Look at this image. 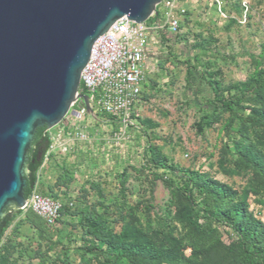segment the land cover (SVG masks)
Here are the masks:
<instances>
[{"label": "rangeland", "instance_id": "obj_1", "mask_svg": "<svg viewBox=\"0 0 264 264\" xmlns=\"http://www.w3.org/2000/svg\"><path fill=\"white\" fill-rule=\"evenodd\" d=\"M178 2L176 45L155 75L145 74L127 123L68 114L48 131L54 149L37 191L57 196L64 212L47 225L22 211L0 239V264H132L125 255L142 259L147 250L168 251L177 264H242L222 230L207 240L191 236L180 216L188 209L183 178L163 167L222 187V209L242 210L264 247V125L243 123L237 132L200 78L236 96L244 118L264 117V89L259 98L245 90L264 72V0Z\"/></svg>", "mask_w": 264, "mask_h": 264}, {"label": "water", "instance_id": "obj_2", "mask_svg": "<svg viewBox=\"0 0 264 264\" xmlns=\"http://www.w3.org/2000/svg\"><path fill=\"white\" fill-rule=\"evenodd\" d=\"M162 0H0V218L25 206L35 132L61 124L81 100L80 74L94 42L116 21L145 23Z\"/></svg>", "mask_w": 264, "mask_h": 264}, {"label": "trees", "instance_id": "obj_3", "mask_svg": "<svg viewBox=\"0 0 264 264\" xmlns=\"http://www.w3.org/2000/svg\"><path fill=\"white\" fill-rule=\"evenodd\" d=\"M152 21H162V14L159 11V6L156 8L155 15L152 18H149L147 23ZM173 36L176 40L177 35ZM191 75L192 73L189 74V78ZM200 78L211 92V102L213 103L211 106L214 109L222 110L228 113L230 123H236L237 125V132L240 134L242 133L243 123L264 125V117L262 115L251 113L244 118V110L239 105V99L236 96L225 97L223 95H219L215 83L212 81H206L202 75ZM263 89L264 72H261L250 82V85L245 90L250 96L259 98ZM82 90V85H80L79 92L81 94L83 93ZM78 107L79 103H75L72 109L75 110ZM106 118L111 119L109 117ZM50 145L51 140L48 131L45 128L37 129L26 156L27 162L24 170V180L26 183L24 188L25 199L30 196L34 188L37 190V173L43 164ZM151 163L157 167H162V165L156 163L154 160L151 161ZM163 168H165L170 174L181 176L183 178V192L185 193L183 199L187 203L188 209L185 213H181L180 216L189 227L192 237L207 240L210 239L218 230H222L232 239L231 245L227 248L228 252L230 254L239 252L242 264H264V247H261L258 244L253 233H249L246 230V220L243 211L237 209L226 211L222 209L221 203L226 197V192L222 187L207 179L201 178L198 173L176 170L171 167ZM39 194L45 197L57 199V196L51 194L50 192ZM196 198L198 199V202L195 201ZM21 212V210L12 207L5 209L3 217L0 218V239L4 236L13 220L20 215ZM63 212L64 207L60 210V216ZM37 218L40 219L39 217ZM93 228L98 231L100 229V225L98 223L93 224ZM95 236L97 237V235ZM125 257L132 264H162V261H165L167 264L178 263V259L168 251L157 252L147 250L145 251L142 259L136 258L132 255H125Z\"/></svg>", "mask_w": 264, "mask_h": 264}, {"label": "built area", "instance_id": "obj_4", "mask_svg": "<svg viewBox=\"0 0 264 264\" xmlns=\"http://www.w3.org/2000/svg\"><path fill=\"white\" fill-rule=\"evenodd\" d=\"M159 11L162 14L161 22L136 24L123 18L94 42L88 62L80 74L82 94L88 98L93 117H109L122 124L129 121L145 80L150 34L167 28L169 33L176 35L179 30V17L183 11L179 10L178 0H162ZM75 103H79L74 110L78 113L77 117H70L79 120L88 113L81 100ZM53 149L54 145L51 144L46 156ZM61 208L58 199L42 196L34 188L21 211L30 210L47 225H52L59 218Z\"/></svg>", "mask_w": 264, "mask_h": 264}, {"label": "crops", "instance_id": "obj_5", "mask_svg": "<svg viewBox=\"0 0 264 264\" xmlns=\"http://www.w3.org/2000/svg\"><path fill=\"white\" fill-rule=\"evenodd\" d=\"M176 40L174 39L173 34L169 33L167 28L160 29L157 32L151 33L148 39L147 52L145 58V74L147 76L155 75L157 70V64L159 62H164L167 60L169 51L171 47L176 45ZM168 63L167 65H169ZM147 80H145V83ZM64 134V131L62 132ZM59 134V135H62ZM58 135V138H61ZM49 166H46V176L43 177L44 180L49 178L48 176Z\"/></svg>", "mask_w": 264, "mask_h": 264}]
</instances>
